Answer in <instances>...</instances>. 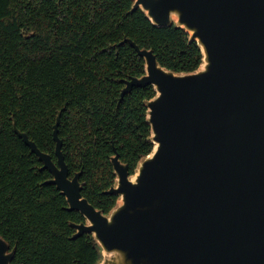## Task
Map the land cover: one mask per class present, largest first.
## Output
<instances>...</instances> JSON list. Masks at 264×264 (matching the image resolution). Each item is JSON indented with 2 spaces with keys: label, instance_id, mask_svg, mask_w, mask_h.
<instances>
[{
  "label": "water",
  "instance_id": "95a60500",
  "mask_svg": "<svg viewBox=\"0 0 264 264\" xmlns=\"http://www.w3.org/2000/svg\"><path fill=\"white\" fill-rule=\"evenodd\" d=\"M156 26L176 24L196 41L203 59L190 72L162 66L153 49L129 42L145 73L125 80L121 98L152 85L146 101L152 151L134 173L115 147L117 194L104 213L82 193V171L70 175L54 125V161L16 122L65 195L68 210L85 221L76 232L94 236L98 264H264V0H134ZM15 248L0 235V264Z\"/></svg>",
  "mask_w": 264,
  "mask_h": 264
},
{
  "label": "trees",
  "instance_id": "16d2710c",
  "mask_svg": "<svg viewBox=\"0 0 264 264\" xmlns=\"http://www.w3.org/2000/svg\"><path fill=\"white\" fill-rule=\"evenodd\" d=\"M134 0H0V235L15 248L11 264H98L100 246L90 233L78 238L64 194L37 154L14 129L26 132L54 161V125L70 175L82 171L83 195L104 213L119 195L115 154L134 173L153 149L146 101L152 85L121 98L125 80L145 73V60L129 42L153 49L175 72L196 70L203 54L189 34L159 27Z\"/></svg>",
  "mask_w": 264,
  "mask_h": 264
}]
</instances>
